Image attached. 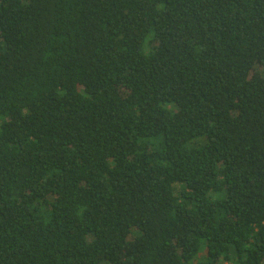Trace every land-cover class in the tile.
<instances>
[{
  "label": "trees",
  "instance_id": "trees-1",
  "mask_svg": "<svg viewBox=\"0 0 264 264\" xmlns=\"http://www.w3.org/2000/svg\"><path fill=\"white\" fill-rule=\"evenodd\" d=\"M264 0H0V264H264Z\"/></svg>",
  "mask_w": 264,
  "mask_h": 264
},
{
  "label": "rangeland",
  "instance_id": "rangeland-1",
  "mask_svg": "<svg viewBox=\"0 0 264 264\" xmlns=\"http://www.w3.org/2000/svg\"><path fill=\"white\" fill-rule=\"evenodd\" d=\"M259 71L262 72V74H263V71H262L261 69H259ZM263 75H264V74H263Z\"/></svg>",
  "mask_w": 264,
  "mask_h": 264
}]
</instances>
